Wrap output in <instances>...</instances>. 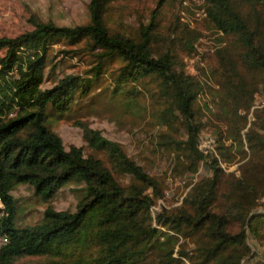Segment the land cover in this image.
Returning <instances> with one entry per match:
<instances>
[{"label": "trees", "instance_id": "1", "mask_svg": "<svg viewBox=\"0 0 264 264\" xmlns=\"http://www.w3.org/2000/svg\"><path fill=\"white\" fill-rule=\"evenodd\" d=\"M117 1L88 0V20L72 27L30 14L28 30L0 36V264H264V106L251 109L264 92V0H201L214 65L191 73L185 60L197 54L198 28L179 15L160 25L156 9L135 30L119 31L105 20ZM57 51L84 69L56 71ZM95 89L149 110L148 156L166 161L186 188L176 205L161 203L164 180L152 165L85 121H74L85 151L65 149L49 128L50 116L71 119ZM203 131L211 150L199 148ZM220 162L238 164L225 172ZM68 183L74 207L57 210L50 200ZM17 185L45 204L21 227Z\"/></svg>", "mask_w": 264, "mask_h": 264}, {"label": "rangeland", "instance_id": "2", "mask_svg": "<svg viewBox=\"0 0 264 264\" xmlns=\"http://www.w3.org/2000/svg\"><path fill=\"white\" fill-rule=\"evenodd\" d=\"M157 1L118 0L107 10L106 24L119 31H133L138 22L146 23L152 10L157 9L159 12L160 25L170 21L173 16L179 15L181 21L198 28L201 32V38L195 47L197 54L185 60L186 71L191 73L195 67L207 70L213 66L211 51L216 44L215 35L205 27L202 21V13L198 8L201 0H163L160 7H157ZM87 2L88 0H0V36H14L28 30L30 25L27 19L30 14L35 15L41 22H50L54 26L72 27L83 24L88 20ZM54 47V49H62V46ZM54 57L53 61H58L56 71L60 73H79L84 69L77 57L70 59L58 51ZM105 83L102 81L99 88H102ZM97 91L98 89L93 90L89 96L74 106L76 114L74 116L71 114V119H57L53 115L50 116L47 122L49 128L58 134L65 149L73 144L81 146L85 151L81 140V130L74 125L77 119L85 121L89 127L99 130L105 138L118 142L126 154L140 164H145L147 168L152 165L149 169L150 173L164 180L162 184H164L165 193L161 203L165 206L176 205L178 203L176 199L184 193L186 188L178 178H173L166 172L165 169L168 166L166 161L148 156L146 147L155 133V128H151L152 119L148 114L149 110L142 113L139 108L127 107L120 98L112 101L102 99L103 95L99 96ZM203 97L208 99L209 95L206 93ZM252 105L254 109L264 106V92L254 97ZM208 133L209 131H203L200 140L209 137L212 139ZM237 164L225 165L220 162L219 166L228 172L234 170ZM198 172L203 173L201 165ZM72 187L73 185L68 183L60 188L50 200V204L57 210H72L77 199L70 192ZM11 194L16 200V225L21 227L36 222L45 204L32 194L31 188L27 185H17ZM257 209L264 210V207ZM255 260L252 258L243 264H255ZM19 262L42 264L44 260L28 257L21 258Z\"/></svg>", "mask_w": 264, "mask_h": 264}, {"label": "built area", "instance_id": "3", "mask_svg": "<svg viewBox=\"0 0 264 264\" xmlns=\"http://www.w3.org/2000/svg\"><path fill=\"white\" fill-rule=\"evenodd\" d=\"M253 108V105H252V107H251V109ZM249 116H250V114H249ZM248 116V119H251V117H249ZM201 138V137H200ZM212 139L209 137V138H203V140L201 139L200 140V143H199V148H204L205 150L206 149H212ZM206 143V144H205ZM202 148V149H203ZM160 203L158 202V205H159ZM158 205H156V206H154L153 208H152V210H155L157 207H158ZM2 214V204H1V202H0V215ZM7 242V238H6V236L5 235H2V234H0V246L1 245H3V244H5Z\"/></svg>", "mask_w": 264, "mask_h": 264}]
</instances>
